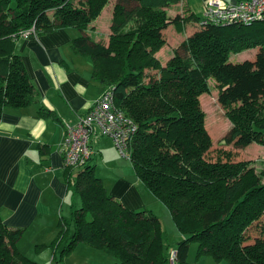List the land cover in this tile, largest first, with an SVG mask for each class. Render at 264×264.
Here are the masks:
<instances>
[{
	"label": "trees",
	"instance_id": "trees-1",
	"mask_svg": "<svg viewBox=\"0 0 264 264\" xmlns=\"http://www.w3.org/2000/svg\"><path fill=\"white\" fill-rule=\"evenodd\" d=\"M105 1L0 0V115L5 108H23L37 101L14 52L21 33L32 27L35 34L76 28L79 35L71 43L72 50L89 58L92 78L101 92L110 88L115 104L137 125L129 156L119 153L130 160L145 188L167 207L183 234L176 243L174 262L187 264L189 244L196 242L197 257L210 256L227 264H264V184L255 186L256 178H245L238 167L241 162L230 160V149L213 147L198 100L202 81L212 75L219 83L220 103L233 107L229 110L233 124L221 142L232 147L264 144V102L260 103L264 100V17L204 26L200 24L203 8L200 16L190 13L166 20L163 8L180 0H115L104 46L85 28ZM158 16L165 19L156 22ZM187 18L198 27L163 64L154 54L164 42L162 30L171 22L184 24ZM130 23L133 28L125 30ZM246 42L257 48L254 59L224 61L230 50L237 51ZM214 151L215 159H209ZM76 169L70 187L79 195L80 205L72 207L69 220L58 224L54 264H62V257L80 243L109 250L116 258L114 264H169L159 218L148 209L126 208L108 192L93 164ZM251 228L257 230L250 233ZM22 232L8 228L0 218V264H37L16 248Z\"/></svg>",
	"mask_w": 264,
	"mask_h": 264
},
{
	"label": "crops",
	"instance_id": "crops-1",
	"mask_svg": "<svg viewBox=\"0 0 264 264\" xmlns=\"http://www.w3.org/2000/svg\"><path fill=\"white\" fill-rule=\"evenodd\" d=\"M164 8L170 19L193 13L186 0ZM170 25L179 29L174 22L168 23ZM184 29L188 34L172 36L171 43L164 38L163 49H159L160 56H157L161 62L173 56L178 45L194 31L195 23ZM77 35L76 28L66 26L16 40L14 52L34 86L37 101L23 108H5L0 115V218L8 228L22 229L16 248L37 264H54L58 224L62 219L69 220L72 207L80 205L79 195L70 187L77 169L66 172L63 167L64 123H76L101 92L92 78L89 58L71 48ZM110 142L113 143L107 136H94L88 163L94 165V172L103 180L108 192L126 208L147 209L145 201L153 194L140 188L143 183L133 167L129 172ZM111 159L123 168L124 177L110 181L104 176L101 167ZM75 248L87 249L67 264L116 262L105 249L83 243ZM175 248L176 244L170 253ZM199 258L196 264H207L205 259Z\"/></svg>",
	"mask_w": 264,
	"mask_h": 264
},
{
	"label": "rangeland",
	"instance_id": "rangeland-1",
	"mask_svg": "<svg viewBox=\"0 0 264 264\" xmlns=\"http://www.w3.org/2000/svg\"><path fill=\"white\" fill-rule=\"evenodd\" d=\"M205 1L204 0H186L187 6L192 10L195 16L201 15L202 6L204 4L203 2ZM257 3H260V6H261L260 8H264V0H256L255 4ZM74 4H77V2L75 1ZM114 4H115V0L105 1L101 5L100 14L98 13V16H96V18L92 20L93 22L89 23L87 27L85 28V31H86L85 33H87V35L93 38V40L100 42L104 46H107L108 41H109V35L111 32L110 27L113 24L112 17L115 11ZM179 4L180 3L176 5H179ZM172 6H175V5H172ZM163 10L165 11V8H163ZM165 15H166L165 18L167 20L169 17L166 11H165ZM165 18H161L160 16H158L156 22H160L161 20H164ZM192 23L193 22L191 18H187V22H185L184 24L178 25L180 23H177L175 27L179 28L178 30H175L172 25L168 26L167 24L165 27L167 29L162 30L163 37L167 39L169 43H171L172 36L174 35L175 36L180 35L184 37L186 36V34H188L187 29L185 30L184 28L188 27ZM194 23H195V27L197 28L198 27L197 23L196 22ZM194 23L192 25H194ZM132 25L133 23H130L129 26L125 27V30H129L133 28L131 27ZM173 38L175 39V37ZM162 46L161 48H159L160 50L163 49ZM239 46L241 49L237 51L230 50L228 54L226 55V58L224 59V61H227V62L230 61V62L236 63V62H242L245 60L254 59V56L257 52V48L255 45H252L251 43L246 42V43H241ZM159 49L157 47L156 51L154 52V54L158 57L160 56ZM170 54L172 55V49H171ZM180 54L183 55L182 53ZM160 59H162V57ZM168 60H166L165 62H167ZM219 60H222V59H219ZM165 62L162 61L163 64ZM201 86H202L203 91L199 93L198 100L200 101V105H201L200 107H202L206 115L205 126L210 133L213 147H216L217 149H219V147L230 149L232 151L230 160L235 161V162H241L238 167H241V172L243 173L245 178L248 181H252L256 178L257 180H255L253 184L255 185V183L258 182L257 186H260V184H264V144L254 142V143L247 145L246 147L245 146L244 147H232L231 144H227V145L223 144L221 142V138L226 134L229 127L233 124V120L230 118V115H229V110H233L232 109L233 107L226 108V107H223V104L220 103L219 96H218L219 88H220L219 83L215 80V78L212 75H209L204 81H202ZM262 102H264V100H262L260 103ZM110 144H112L114 150L116 151L119 160L125 163L127 169L130 172L132 169L130 160L127 157H123L119 153L118 149L113 145V143L110 142ZM208 158L214 160L215 151L212 153V155L209 154ZM114 167H117V168L114 169ZM101 168H102L104 176L110 181L124 177L122 173L123 168L115 162V159H111L109 162H106L105 167L103 166ZM248 171L251 172V174ZM140 188L142 190L145 189L143 184L140 185ZM145 202L148 205L147 209L153 212L155 216L159 218L160 220L163 244H164V248L167 251H169V264H171L170 256L172 253L170 252L173 251L175 244L181 238L179 237L180 234H178L179 230L169 210L162 203V201L157 200V198H155L152 195L151 197H149L148 200L146 199ZM255 230L257 229L251 228L250 233H253ZM189 248L190 249L188 252V256L186 258L187 264H196L195 261L197 258L196 256L197 255V243L196 242L190 243ZM84 249H87V248H75L74 250H72L71 253L65 254L62 257V263L67 264V262H69L70 260L75 259ZM87 251H90V250H87ZM104 251L106 252L109 250L105 249ZM91 253H95V252H91ZM109 253H110L111 258L114 257L112 252H109ZM200 257L201 258L198 257L199 260L205 259L207 261V264H227L224 261H220V262L215 261L210 256H205V257L200 256ZM113 259L115 262L116 258H113Z\"/></svg>",
	"mask_w": 264,
	"mask_h": 264
},
{
	"label": "built area",
	"instance_id": "built-area-1",
	"mask_svg": "<svg viewBox=\"0 0 264 264\" xmlns=\"http://www.w3.org/2000/svg\"><path fill=\"white\" fill-rule=\"evenodd\" d=\"M256 0L226 1L206 0L203 5V18L200 24L249 22L264 17V8ZM35 34L34 28L21 33L29 37ZM137 125L114 102L110 88L104 89L90 105L87 112L74 124L64 123V135L61 152L64 167L78 168L88 163L91 158V139L94 136H108L122 155L129 156L128 147ZM175 253L170 256L174 264Z\"/></svg>",
	"mask_w": 264,
	"mask_h": 264
}]
</instances>
